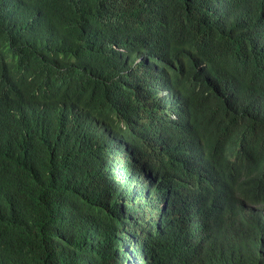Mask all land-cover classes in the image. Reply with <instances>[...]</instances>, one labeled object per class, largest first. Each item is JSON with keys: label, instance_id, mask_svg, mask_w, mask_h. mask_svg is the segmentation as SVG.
Wrapping results in <instances>:
<instances>
[{"label": "trees", "instance_id": "16d2710c", "mask_svg": "<svg viewBox=\"0 0 264 264\" xmlns=\"http://www.w3.org/2000/svg\"><path fill=\"white\" fill-rule=\"evenodd\" d=\"M0 264H264V0H0Z\"/></svg>", "mask_w": 264, "mask_h": 264}]
</instances>
